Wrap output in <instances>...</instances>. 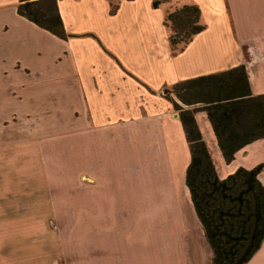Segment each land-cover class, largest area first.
<instances>
[{
  "label": "crops",
  "instance_id": "0c3cea01",
  "mask_svg": "<svg viewBox=\"0 0 264 264\" xmlns=\"http://www.w3.org/2000/svg\"><path fill=\"white\" fill-rule=\"evenodd\" d=\"M195 1L204 29L174 52L164 12L153 17L161 8L153 5L154 0H56L66 39L20 16L19 0H0V27L11 34L12 43L22 46L20 55L10 61L9 73L29 77L12 94L18 96L14 100L20 106L19 115L9 112L0 120V129L18 121L25 127L39 125L34 133L21 131L20 144L25 150L35 146L42 161L45 147L54 151L57 141L69 140V149L83 151L75 166L81 167L83 175L82 244L73 246L80 249L75 256L71 238V246L62 252L68 259L73 257L66 264H212V252L185 183L188 142L173 108L172 99L176 100L166 88L243 65L250 92L263 94L264 3L258 0L257 32L239 35L232 27L227 0ZM142 3L144 10L139 9ZM112 4L116 6L113 13ZM206 12L218 26L211 29L203 23ZM24 89L51 91L50 104L57 106L38 108L40 95L27 96ZM193 116L219 179L240 167L263 164L257 179L264 185V138L236 151L227 163L206 112L196 109ZM42 120L51 126L65 122L60 139L57 129L49 133L53 140L41 141L48 135L45 130L52 129ZM9 130L2 129L0 141L8 138ZM20 144H0V164L5 165L0 166L3 196L12 193L7 174L9 166L17 167L20 161V157L13 160ZM30 157L25 152L23 162ZM24 178L23 195L39 197V183L32 188V183L26 184V173ZM74 236H80L79 231ZM245 264H264V237Z\"/></svg>",
  "mask_w": 264,
  "mask_h": 264
},
{
  "label": "trees",
  "instance_id": "16d2710c",
  "mask_svg": "<svg viewBox=\"0 0 264 264\" xmlns=\"http://www.w3.org/2000/svg\"><path fill=\"white\" fill-rule=\"evenodd\" d=\"M160 3L154 0L153 5L157 7ZM16 11L60 39L68 37L56 0H19ZM165 21L171 30L172 47L176 44L184 47L204 29L199 7L194 3L174 9L165 16ZM172 86L184 105H199L185 109L172 99L190 150L185 183L210 246L212 264H245L264 237V185L257 179L263 164L252 169L240 167L219 179L193 112L196 109L206 112L222 156L228 163L236 151L264 138V93L253 95L250 92L243 65L181 80Z\"/></svg>",
  "mask_w": 264,
  "mask_h": 264
},
{
  "label": "rangeland",
  "instance_id": "374dc122",
  "mask_svg": "<svg viewBox=\"0 0 264 264\" xmlns=\"http://www.w3.org/2000/svg\"><path fill=\"white\" fill-rule=\"evenodd\" d=\"M160 1L159 7L161 8L153 14L155 18L161 12H164L165 17L168 13L181 7L183 4L198 3L195 0ZM227 2L232 27H234L236 33L246 35L257 32L258 24L255 25V23L258 22L260 17L259 1L227 0ZM262 2L264 3V0ZM144 5L142 3L139 9L144 10ZM111 6H115V4ZM214 19L208 12L202 15L203 23L208 26L211 25V29L218 26ZM154 21H157V19H154ZM165 23L170 34L169 24ZM155 36L158 37L159 32H156ZM11 39H13L11 34L5 33L0 27V120L8 116V113L11 111L18 113L20 106L14 100L18 96L15 94L13 97L12 94L18 92V83L29 81V77H25L24 75L12 77V74L9 73L10 61L20 55V49H22L21 44L12 43ZM170 49L178 51L181 49V45L176 44L173 47L170 45ZM5 72L6 74H4ZM166 91L172 95L179 105H184L178 99L173 86L167 87ZM23 93L27 94V96H37L39 94L41 105H37L38 108L50 109L57 106L50 104L51 91L45 89L42 91L24 89ZM42 94L44 98L41 97ZM34 100L31 104H34ZM42 122L46 128L52 129L45 130L48 135L42 136L41 141L50 142V140H53L49 136V133L57 129L59 130L55 134L60 139L63 135L61 128L65 122H53L52 126L49 125V121L42 120ZM8 124L5 123L2 129H12L13 131L9 130L6 134L8 138L3 137L0 141V144L5 146H11L12 143L20 144L23 135L21 131L34 133L39 126L36 123H31L32 126L25 127L19 121L9 124L11 126H8ZM2 129H0V132ZM9 135L10 137L13 136L12 139H9ZM68 143L70 144L69 140H63L59 143L58 141L55 142L54 151H52V147L49 149V146H46L44 150L45 160L43 161L41 158L42 153L35 151V146L25 150L20 144L14 152L15 156L13 160L20 157V161L17 167L9 166L8 168L7 182L13 185L12 188L9 187L12 189V193L9 194L7 191L4 196L0 194V264H66L73 257L68 259L62 255V252H64L67 246H71V238L73 240L72 248L73 246H81V220L83 217L81 183L83 175L81 167L76 169L75 166L79 165L83 151L82 149H74L72 145L74 150L69 149ZM25 152L31 156V159L27 162H23L22 159ZM2 157L3 151H0V159ZM43 162H46L44 168L42 167ZM3 165L0 164V166ZM24 173L27 175L28 183L26 184L32 183L33 188V186L37 187L35 185L39 183L38 185L41 187L37 193L39 197H25L23 195L24 185L22 184V176L24 178ZM13 192L17 195H13ZM69 193L70 195L68 196ZM42 194L45 195L42 197ZM61 194L64 197H60ZM77 231H79L80 236L75 237L74 234ZM72 252L77 256V253H80V249L73 248Z\"/></svg>",
  "mask_w": 264,
  "mask_h": 264
}]
</instances>
